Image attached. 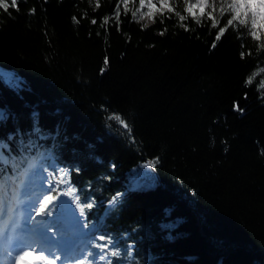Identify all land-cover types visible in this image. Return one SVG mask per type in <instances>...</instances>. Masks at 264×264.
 Returning a JSON list of instances; mask_svg holds the SVG:
<instances>
[{"label": "trees", "instance_id": "obj_1", "mask_svg": "<svg viewBox=\"0 0 264 264\" xmlns=\"http://www.w3.org/2000/svg\"><path fill=\"white\" fill-rule=\"evenodd\" d=\"M6 2L4 195L8 174L30 157L46 170L49 151L93 204L88 237L74 246L86 261L264 264V37L250 23L226 27L231 0H215V23L188 15L185 0H169L173 11L161 7L152 22L139 0ZM49 208L38 221L58 230L59 208Z\"/></svg>", "mask_w": 264, "mask_h": 264}, {"label": "snow or ice", "instance_id": "obj_2", "mask_svg": "<svg viewBox=\"0 0 264 264\" xmlns=\"http://www.w3.org/2000/svg\"><path fill=\"white\" fill-rule=\"evenodd\" d=\"M185 2L186 7L184 8V11L187 12L188 15L192 16L193 18L203 17L207 15V17L215 23L216 17L213 15V12L216 10L215 0H196L195 4L188 2V0H185ZM123 3L127 5L128 0H123ZM139 3L142 8L148 7L149 9H152L155 7L152 0H139ZM159 3L162 7L168 6L169 11H173L172 7L169 4V0H159ZM11 6L14 8L17 7V0H11ZM8 7L9 4L6 2V0H0V9L7 11ZM226 7L232 14L231 18L227 21L226 27L232 26L234 21L246 26L250 23V35L258 41L262 40V37H264V0H231V2L226 5ZM220 11H224V6L220 7ZM180 19L183 20L184 17L181 16ZM73 20L76 21V18L73 17ZM92 23L95 24L96 21L92 20ZM226 27L219 28V31L215 37L216 40L220 39L221 35L226 31ZM161 35H163V32H161ZM212 47H215V42H213ZM243 56L244 53L242 52L241 57L243 58ZM107 63L108 60L107 58H105V64ZM247 82L251 83V78H249ZM261 86L264 87V85ZM237 110L242 111V109H239L238 105ZM111 118L117 121L127 131V133L130 134L131 130L129 128V125L126 120L121 117V115L114 114ZM50 167H52L53 172H55V165H50ZM42 173L43 170H41V188L43 189L44 194L42 195V199H37L35 204L30 205L29 215L27 216L28 220L34 219L32 215L33 212L36 217H39L41 215L51 216L53 214V210L49 208V205H53V202L56 201L57 203L54 205V208H59L61 210V207L65 202L62 200H58V196L63 194L59 191L60 185L70 182L68 173L65 172L64 169H60L61 174L55 180H49L48 177L43 176ZM44 180L48 181L47 187L44 186ZM71 190L72 189H69V191ZM115 199L116 198L114 197L113 201H115ZM74 201L76 203V209H74V211L79 210L81 216H85L86 208L91 209L93 207L92 203H82L79 196L74 197ZM25 207L26 209H28L29 206L26 205ZM60 212L57 213V216H59ZM5 214V209L0 206V219H2ZM84 227H87V225L85 224ZM29 231H32L33 234L37 237V239L34 241L35 244H40L41 241L51 242V238L47 237L45 234L46 230L41 231L39 225H37V227L34 229H30ZM99 239L104 240L105 237L100 236ZM97 247L101 248V251H103L104 248L107 247V245H97ZM115 254L116 253H113V255ZM89 255L94 254L89 253ZM30 256H35V259H28V257ZM99 259L103 261L105 257L103 255H100ZM58 261H61V257L56 256L50 248H45L43 246L36 248L33 246V244L25 245L20 249L19 253L14 258V264H57ZM77 264H92V261L81 259L77 261ZM108 264H111V261H108Z\"/></svg>", "mask_w": 264, "mask_h": 264}, {"label": "rangeland", "instance_id": "obj_3", "mask_svg": "<svg viewBox=\"0 0 264 264\" xmlns=\"http://www.w3.org/2000/svg\"><path fill=\"white\" fill-rule=\"evenodd\" d=\"M155 5L154 8L149 9L146 7V10L142 12V19H144L146 22H152L153 21V13H157L161 9V5L157 1H152ZM43 157L47 158V168L46 170H43V176L48 177L49 180H55L58 178V176L61 174L60 169H64L65 172L68 173L69 183L62 184L59 187V191L63 194L58 196V200L65 201L61 207L60 212V221L62 222V226L60 229H55L54 232L52 228L50 229L52 233H55L58 237V241L56 244V247L50 248L53 253H55L56 256L61 257V261H58L57 264H77L78 260L85 259V256L82 251H75L74 246L75 244L80 243V246L83 243H85V239L88 237V232L86 227L84 225L86 224V217L81 216L79 210L76 209V203L74 201L75 193L77 194V191L75 189V186L70 180L69 177V169L63 165H60L56 162L53 155L48 151L45 152ZM12 165H14L13 161L10 162ZM29 167L27 164L25 165V169L21 171L18 175H7L6 176V183L8 184V190L10 192L9 197H6L3 193V187L2 184H0V206H2L6 214L3 217H6V221L0 222V228L3 225L11 224L13 221L17 219V214L15 213L18 209L21 207V212L18 210V213L22 216H24L23 210H26V207L24 204H22V201H26V204H28V209H30L31 204H35L37 199H42V195L44 194L43 189L41 188L42 183V177L39 178L38 173L41 172L42 168H39V166L34 162V160L30 157L29 158ZM55 165V172H53V168L50 167V165ZM53 173L54 177H51L48 173ZM42 176V175H41ZM30 184V186L28 185ZM44 186L47 187V180L43 181ZM69 189H72L69 191ZM21 202V203H20ZM20 203V204H19ZM57 202L54 201L53 205H49V207H54V205ZM22 204V205H21ZM16 205V207H15ZM77 213V219L73 218L71 213L72 211ZM15 213V214H13ZM8 214V217L6 216ZM36 224H44L49 225L46 222L38 221V217L35 216L34 212L32 213ZM31 220V221H32ZM30 230V228H29ZM31 240V236H29ZM84 245V244H83ZM1 247V246H0ZM65 247V248H64ZM1 250V249H0ZM31 258V257H28ZM11 255L7 250H4V252L0 251V264H11L10 263Z\"/></svg>", "mask_w": 264, "mask_h": 264}, {"label": "bare ground", "instance_id": "obj_4", "mask_svg": "<svg viewBox=\"0 0 264 264\" xmlns=\"http://www.w3.org/2000/svg\"><path fill=\"white\" fill-rule=\"evenodd\" d=\"M31 184V183H30ZM30 184L28 183V185L30 186ZM77 195H76V193H75V196L74 197H76ZM72 211V210H71ZM71 215H72V217L73 218H75V219H77V216H78V214L77 213H75V212H73L72 211V213H71ZM7 217H8V214L6 215ZM2 221H6V217H3L2 219H0V222H2ZM2 224H3V222H2Z\"/></svg>", "mask_w": 264, "mask_h": 264}]
</instances>
